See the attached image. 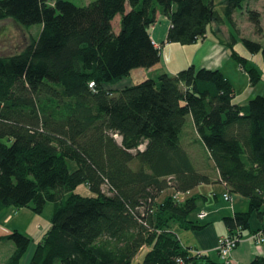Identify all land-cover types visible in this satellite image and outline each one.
<instances>
[{"label":"trees","instance_id":"obj_1","mask_svg":"<svg viewBox=\"0 0 264 264\" xmlns=\"http://www.w3.org/2000/svg\"><path fill=\"white\" fill-rule=\"evenodd\" d=\"M242 4L0 0V20L42 24L25 48L0 55V212L15 206L41 214L55 204L51 227L29 264H136L143 251L137 264H231L193 249L179 235L207 224L192 217L201 194L184 200L174 194L214 182L196 168L181 134L191 115L220 173L217 182L232 198L248 199L247 210L223 218L226 235L242 238L252 213L264 214V93L239 104L220 68L195 64L117 84L134 68L160 62L163 44L157 46L150 32L158 12L171 22L167 41L185 45L204 37L215 20L233 24ZM248 12L262 31L260 11ZM242 40L264 56L260 41ZM235 44H229L232 57L257 84L260 70ZM80 185L90 194L77 192ZM168 189L173 194L158 201ZM7 237L15 244L8 264H21L31 238L18 229ZM250 264H264V255Z\"/></svg>","mask_w":264,"mask_h":264},{"label":"rangeland","instance_id":"obj_2","mask_svg":"<svg viewBox=\"0 0 264 264\" xmlns=\"http://www.w3.org/2000/svg\"><path fill=\"white\" fill-rule=\"evenodd\" d=\"M77 5L83 6L88 4L93 0H70ZM48 3L54 4L55 0H48ZM258 9L261 13V21L263 25L262 31L258 30L255 25L249 19L250 9ZM161 13V12H160ZM159 13V15H160ZM118 18L114 21V27L118 28ZM228 20V19H227ZM229 21V20H228ZM215 22V21H214ZM230 22V21H229ZM228 24L232 27V36L231 40L236 41L235 48L242 55L246 56L251 63H253L261 72V79L257 84H250L249 93L252 90L258 89L259 93H264V56L263 52L259 51L258 53H251L249 49L243 43L242 38L248 37L254 40L260 41L264 45V0H243V4L240 8H237L233 13V24L230 22ZM42 29V24H34V25H21L16 20L12 18H5L0 20V55H9L15 52H18L25 48L35 37H38L40 31ZM190 65V64H189ZM187 65V66H189ZM186 66V67H187ZM142 67L134 68L130 74V78L133 80H139V75ZM161 71L156 73V77ZM236 82V96L234 98L235 102L247 105L248 103H244L246 96L249 93L245 94V87L243 85V81L240 78L234 79ZM137 82V81H136ZM120 84H117V86ZM119 87V86H118ZM248 87V86H247ZM119 141L120 138L117 137ZM181 141L183 146L188 150L190 156L194 162L196 168L202 172L208 173L213 180H217L220 177V173L215 166V163L211 157L210 151L205 146L203 140L198 134L194 121L191 115H188L186 124L184 126L183 132L181 134ZM69 167L73 170L76 168V164L74 161H69ZM216 183V182H215ZM209 184L213 183H202L198 185L195 190L191 191L189 194L185 196L184 199L188 195L192 193L199 192H207L209 189ZM212 190V189H211ZM77 192L88 195L90 191L86 185H80L77 188ZM216 192H218L221 196L223 193L221 186H217ZM226 192V191H225ZM224 192V193H225ZM223 193V194H224ZM173 194L171 189L164 191L158 198V201H162L167 195ZM238 197L240 195L233 194L234 197ZM183 199V200H184ZM234 200L231 201L233 203ZM230 202V201H229ZM203 202L199 200V205L197 209L193 212V218L201 219L200 214L208 212V209H201ZM206 203V202H205ZM55 204L48 203L44 212L39 214L31 210L27 207H5L0 212V264H8V260L12 252L14 251L15 244L14 241L9 239L7 235H9L15 229H18L20 232L31 238L30 246L22 258L21 264H29L33 253L39 243L41 241L47 231L51 227V215L53 213ZM185 230H180L179 235L183 239V241L187 242V235L185 234ZM146 251L139 253L135 259L134 263H140L142 261Z\"/></svg>","mask_w":264,"mask_h":264},{"label":"crops","instance_id":"obj_3","mask_svg":"<svg viewBox=\"0 0 264 264\" xmlns=\"http://www.w3.org/2000/svg\"><path fill=\"white\" fill-rule=\"evenodd\" d=\"M159 13L158 21L151 27L150 32L154 42L160 45L163 44L160 62L150 68L142 67L143 69H136L141 70L138 73L139 80H133L128 77L118 83L120 84L118 85L119 87L135 83L136 81L139 82L148 77L155 78L158 71L176 73L189 64H195L198 67L220 68L233 82L235 88L237 84L234 79L240 78L245 87V94L249 93L250 84H252L250 77L231 55L229 44L231 43L233 32L227 19L211 22L204 37L199 38L192 44L184 45L167 41L171 22L167 16L161 13L159 15ZM117 18L119 19V16ZM256 94H259L258 89L252 90L246 96L244 103H248ZM209 186H212L209 187L212 190L199 192V195H202L199 200L203 202L201 209L209 210L208 212L206 211L205 216L201 217L200 223L207 224V226L198 230H185L188 238L187 242L185 241L184 243L193 246V249L209 254L214 259H218V238L229 233V228L224 223V216L233 214L235 211L247 210L249 201L245 197L235 196L233 203L229 202L223 196L225 192L224 184L217 182V180H214V184H209ZM217 186H221L222 196L216 192ZM262 210L264 211V206ZM260 230L264 231V214L263 219H261L257 212H253L250 218V227L243 232L240 243L233 250L230 259L231 264H250L256 256L264 255V244L257 246L252 238V234Z\"/></svg>","mask_w":264,"mask_h":264},{"label":"built area","instance_id":"obj_4","mask_svg":"<svg viewBox=\"0 0 264 264\" xmlns=\"http://www.w3.org/2000/svg\"><path fill=\"white\" fill-rule=\"evenodd\" d=\"M157 46L160 47V44L154 42ZM116 136L118 137V135L116 134ZM140 148H143V145L140 146ZM190 192H186V193H181V192H176L174 194V196L176 198H178V200H183L185 198V196L187 194H189ZM224 197L225 199L232 201V197L230 195H228V193H224ZM201 217L205 216V213H201L200 214ZM252 238L254 243L257 246H261L264 244V231L260 230V231H256L255 233L252 234ZM241 240V236L239 237V235L234 236V235H222L218 238V242H217V251L219 256L221 257V259L226 260L227 262H230L233 250L236 248V246L240 243ZM180 263L183 262L182 259H179Z\"/></svg>","mask_w":264,"mask_h":264}]
</instances>
